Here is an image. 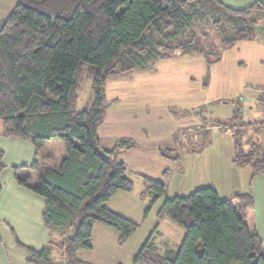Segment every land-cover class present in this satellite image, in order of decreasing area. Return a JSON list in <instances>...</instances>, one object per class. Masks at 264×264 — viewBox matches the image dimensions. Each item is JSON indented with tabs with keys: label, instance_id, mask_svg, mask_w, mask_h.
Segmentation results:
<instances>
[{
	"label": "trees",
	"instance_id": "1",
	"mask_svg": "<svg viewBox=\"0 0 264 264\" xmlns=\"http://www.w3.org/2000/svg\"><path fill=\"white\" fill-rule=\"evenodd\" d=\"M254 11L264 12V3L232 9L221 0H18L0 23V119L2 135L30 140L37 156L29 165L14 167L17 183L44 199L49 241L40 249L16 241L30 264H92L76 252L91 248L96 222L118 230L120 246L140 227L106 205L115 193L134 186L119 160L133 141L119 138L106 147L97 132L106 81L176 54H201L209 64L216 62L221 49L255 37ZM213 25L220 44L211 53L204 47L213 41L203 43L200 37L209 38L205 29ZM84 77L92 81L93 100L77 111ZM239 114L235 110L225 122L237 121ZM220 125L231 129L224 121ZM232 135L234 164L249 166L252 177L264 174V144L248 135L245 140L246 131ZM51 139L64 143L58 167L41 153ZM161 155L179 159L168 150ZM2 158L0 151V173ZM31 171L38 173L36 180ZM141 178V195L151 197L146 218L166 194V184ZM157 217L184 230L180 246L173 248L156 225L132 264H264V240L256 230L250 193L221 200L214 186L206 185L166 198Z\"/></svg>",
	"mask_w": 264,
	"mask_h": 264
},
{
	"label": "crops",
	"instance_id": "2",
	"mask_svg": "<svg viewBox=\"0 0 264 264\" xmlns=\"http://www.w3.org/2000/svg\"><path fill=\"white\" fill-rule=\"evenodd\" d=\"M256 1L264 3V0H221L225 6L232 9H243ZM251 19L255 22V37L251 40L238 41L232 47L258 42L256 39L258 27L264 24V12L254 11L251 14ZM262 26V31H264V25ZM262 41L264 43V38ZM253 51H255L256 58L264 59L263 47L257 45L253 47ZM137 70L141 74H145L148 69ZM133 71L118 75L122 82L121 87H126L117 92L118 96L114 94L115 96H111L109 99L111 109L108 107L104 112L103 120L97 126V132L102 139L109 137L110 133V135L114 134L117 137L141 142L145 146L144 149L138 148L140 144L136 142L137 146L134 144L132 148L124 149L119 153V160L125 164L127 174L133 183L142 175H147L164 182L166 194L152 205L147 217L144 218V211L150 206L151 197L141 195L144 189L143 181L142 190L140 188V190H135L133 186L131 191L115 193L107 201V207L132 221L140 223L139 229L127 239L124 245L120 246L118 244L119 231L96 222L91 233V248L79 249L76 252L77 257L92 264H132L134 255L156 225L163 235L171 241V245L173 242L172 235L176 238L180 237L182 242L184 235L178 231L179 226L168 218L159 220L157 212L166 198L187 196L192 191L206 185L214 186L221 200L230 199L236 192L250 193L253 198L256 230L260 238L264 240V174L252 177V170L249 166L234 164L233 135L222 137L220 134L214 133L215 130L218 132L226 131L227 127L220 124L205 125L197 129L196 132L199 135V132L202 133V131H205L204 134L201 137L197 135L198 138L196 137L197 142L194 147L187 149L185 155H179L178 160L161 155V151L170 149L171 146L156 144L159 143L157 138L168 139V131L176 125L177 121L173 114H169L168 104L149 100L146 102L143 96L134 95L138 88L144 87L142 86L144 84L140 82L148 79L140 73L135 75L134 80L131 79ZM140 77H145V79L140 81ZM155 81L166 85L162 78ZM106 84L107 81L104 87L105 101L107 100ZM241 84L243 94H239L235 98L232 115L236 110V105L239 104L247 113L246 123L262 121L264 110L261 109L258 98L264 90V73L247 76ZM126 95L130 97L127 96V98L122 99ZM232 115L220 121H225ZM161 116L164 117V121L160 122L159 117ZM256 116L257 118H255ZM121 120L127 121L125 122L129 125L127 130H118L117 123H120ZM130 121L135 122L136 126L134 127ZM174 121L175 123H172ZM109 123L114 125V128L107 132L106 125ZM160 123L164 127L162 129L167 128L165 132L162 135L150 133L149 129L155 128L156 124L159 126ZM171 123V127H167ZM193 123L200 125L199 120H195ZM263 127L255 132L246 133L245 140L249 134L250 137H253L254 140L257 138L258 141L259 136L264 132ZM261 137L263 138V136ZM56 140L46 141L43 148L47 144L54 145L59 150L58 155L49 150L43 152V149L41 153L47 154L50 157V163L58 167L65 156V147L64 143ZM0 151L3 152L2 163L4 165L0 173V264H30L27 261L26 251L18 247L16 241L34 249H40L47 244L49 231L42 220L44 199L31 189L17 183L14 167L29 165L37 156H35V149L30 140L2 135L1 119ZM138 157L144 158V160L139 163L136 160ZM165 171L167 174L164 173ZM30 175L33 180L38 178V173L35 171H31Z\"/></svg>",
	"mask_w": 264,
	"mask_h": 264
},
{
	"label": "rangeland",
	"instance_id": "3",
	"mask_svg": "<svg viewBox=\"0 0 264 264\" xmlns=\"http://www.w3.org/2000/svg\"><path fill=\"white\" fill-rule=\"evenodd\" d=\"M17 2L18 0H0L1 20L5 19L10 14ZM262 25L264 24H261L258 27V34L256 38L258 42H254L253 44L244 43L240 44V46L235 45L230 49H221V58L216 62L209 64L207 59L201 54H176L173 57L156 61L146 68L148 70H146L147 72L145 74L142 73L148 80L140 82L144 84L142 85L144 87L138 88V91L135 92L134 95L143 96L146 99V102L149 100L157 103L160 102L168 104L169 114H173L175 120L177 121L176 125L168 131V139L157 138L159 143L156 144H168L171 146L169 147L170 149H166L164 151L168 150L173 155L178 156H181L182 154L185 155V151L194 147L197 142L196 137L199 135L198 132H196L197 129H200L205 125L221 124L223 121L220 120L232 115L235 98L237 95L243 94V86L241 84L242 80H244L247 76L254 75L255 73H264V59L260 60L256 58L255 51H253V47L257 45L264 48V43L262 41L264 38V31H262ZM200 29H202L201 26H198L199 32ZM205 30L207 31V36H209V38L205 39L203 36L200 38H203V43L209 39L213 41L214 44L211 45V47L206 45L204 48L209 50L211 53H214L217 50L214 49V47L218 45L220 40V35L217 36L218 29L213 25L211 28L209 27ZM197 32L198 31L196 30V33ZM137 73L140 72L137 69L134 70L132 72L133 76H131V79L134 80ZM140 78V81L145 79V77ZM158 78L165 80L166 85L159 84L155 81ZM121 84L122 82L119 76L111 77L107 80V100L104 104L105 111L108 107H110L109 99L111 96H115L114 94L118 96L117 92L126 87H121ZM156 84L162 86H157ZM92 96V81L89 78L84 77L78 92L76 110L81 111L85 109L92 102ZM127 96L128 95L122 97V99L127 98ZM258 101L261 109L264 110V90L261 92ZM242 108L243 106L241 107L239 104L236 105V110H240V117L237 121L234 119H231L229 122L224 121V123L230 126L231 129L226 128V131L222 132L213 130L214 133L220 134L222 137L227 135L232 136V132L234 130H237L240 134L245 131L246 133H252L263 127L262 123H264V120L263 122L256 121L246 123L247 113H245V110ZM255 118H257V116ZM195 120H199L200 125H195L193 123ZM159 121H164V117H159ZM125 122L127 121L121 120L120 123H117L119 131L123 129L127 130L129 128V125ZM130 122L134 125V127L136 126L135 122ZM172 123H175V121ZM172 123L167 127H171ZM106 127L107 132L108 130L110 132L113 130L114 125L109 123ZM162 128L164 127L160 123L159 126L156 124L155 128L151 127L149 131L152 134L162 135L167 129ZM204 132H199V137H201ZM247 135L249 136V134ZM108 136L109 137H105V139H103L106 147H112L117 139L122 138L119 136L117 137L114 134L110 135V133ZM261 136H263V138ZM56 141H61L63 143V141L59 139ZM136 142L137 141L135 140L133 141L136 146L137 143L140 144L138 148H145L141 142ZM257 142L259 144H264V132L259 136ZM47 150L54 152L57 155L59 154V150L54 145L51 146V144H47V146L43 148V152ZM136 160L141 163L144 158L140 159L138 157ZM134 184L135 190H142V179L140 177L134 182ZM177 229L184 235V231L181 228L178 227ZM172 237V246L173 248L178 249L181 244V238H176V236L173 235Z\"/></svg>",
	"mask_w": 264,
	"mask_h": 264
}]
</instances>
